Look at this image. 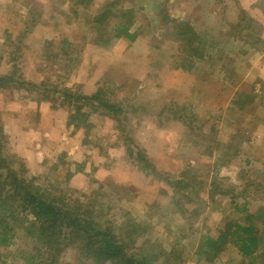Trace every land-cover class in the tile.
Listing matches in <instances>:
<instances>
[{"label": "rangeland", "instance_id": "obj_1", "mask_svg": "<svg viewBox=\"0 0 264 264\" xmlns=\"http://www.w3.org/2000/svg\"><path fill=\"white\" fill-rule=\"evenodd\" d=\"M109 7L132 18L134 43H93L90 20ZM179 23L194 36H179ZM73 49L79 58L68 74L44 60L71 59ZM12 65L16 81L0 91L2 147L23 160L25 176L62 182L70 164L71 202L103 184L114 215L149 227L142 239L176 245L184 264H241L232 246L212 262L197 248L200 236L264 210V0H0V76ZM104 80L123 103L121 125L97 112L76 130L61 99L38 100L52 98L55 85L88 95ZM128 143L147 164L128 158ZM25 247L24 237L13 239L0 262L25 264L17 254ZM64 252L60 262L74 263Z\"/></svg>", "mask_w": 264, "mask_h": 264}, {"label": "trees", "instance_id": "obj_2", "mask_svg": "<svg viewBox=\"0 0 264 264\" xmlns=\"http://www.w3.org/2000/svg\"><path fill=\"white\" fill-rule=\"evenodd\" d=\"M111 12L109 7L101 15L90 20V31H93V34L98 32L100 38L94 39L93 43L96 46L106 45L111 38L122 39L128 44L134 43L140 35V30L131 31L132 18L126 23L124 18L127 16L120 12ZM111 19L114 22L111 30L107 31L106 24ZM178 26L180 27H176V33L179 36H194L192 28L182 23ZM183 51L187 49L184 47ZM62 54V58L56 55L52 58L44 57V60L57 61L63 74H68L79 57L74 49L69 52L71 59L66 58L64 52ZM11 67L10 75L0 76V91L8 82L16 81L13 80L16 67ZM23 83L18 85L22 87ZM28 85L36 88L32 83ZM113 87L104 80L93 93L86 95L67 88L57 91L55 85L52 88V91L55 90L51 94L52 98L46 94L38 100L42 102L61 99L60 105L69 106L72 112L68 116V125L76 130L81 122H85L90 115L97 112L121 125L119 116L125 115L124 107L121 101L114 99L116 94ZM50 89L46 90L49 92ZM56 94L58 96L54 98ZM83 108L86 112H82ZM4 136L0 125V255L11 247L13 239L24 237L28 247H25V250L20 249L17 254L18 259L25 264H64L60 262V257L66 250L75 259L72 264H79V260H82V264H184L185 259L176 245L167 251L161 244L142 239L140 229L145 231L149 227L134 223L133 218L126 213L114 215L113 207L101 189L103 184H100L94 193L86 195L83 201L75 199L71 202L70 195L73 191L68 189L66 184L75 170H70V164H66L68 168L62 182V176L53 181H48V176H45L44 184L34 177L25 176L23 160L4 153ZM126 152L128 158L138 164L141 161L148 163L137 145L128 143ZM223 155L225 156V153ZM80 166L82 165L79 164ZM52 168L56 172H62L61 169L58 170L57 164L53 165L51 170ZM237 197H230L233 204H236ZM245 207L246 204L236 210L240 215H244L247 213ZM117 219L119 222L115 223ZM242 219L248 223L238 220L227 224L224 232H220L217 237L200 236L197 254L212 262L225 247L232 246L239 254L241 264H264V228L259 229L260 224L264 226V210L260 209L252 216L247 214ZM242 260L247 263H242ZM0 264L6 262L1 261Z\"/></svg>", "mask_w": 264, "mask_h": 264}, {"label": "crops", "instance_id": "obj_3", "mask_svg": "<svg viewBox=\"0 0 264 264\" xmlns=\"http://www.w3.org/2000/svg\"><path fill=\"white\" fill-rule=\"evenodd\" d=\"M25 125H26V127H22V128L19 129L21 132H22V131H25V130H28L30 124L25 123ZM24 129H25V130H24ZM22 133H23V132H22ZM44 137H45V138L48 137V136H47V132L44 133ZM12 140H13V139H12ZM13 141H14V140H13Z\"/></svg>", "mask_w": 264, "mask_h": 264}]
</instances>
